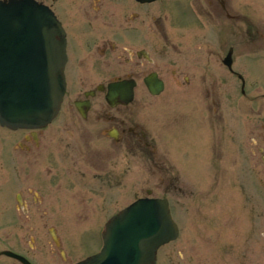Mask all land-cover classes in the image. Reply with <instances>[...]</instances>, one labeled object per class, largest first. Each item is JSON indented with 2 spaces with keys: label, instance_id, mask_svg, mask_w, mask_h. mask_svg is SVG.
<instances>
[{
  "label": "flooded vegetation",
  "instance_id": "flooded-vegetation-1",
  "mask_svg": "<svg viewBox=\"0 0 264 264\" xmlns=\"http://www.w3.org/2000/svg\"><path fill=\"white\" fill-rule=\"evenodd\" d=\"M34 1L45 5L61 25L65 93L57 116L43 127L10 129L0 124V206H8L12 199L20 221L46 223L54 218L46 207L54 205L55 191L66 190L61 204L70 210L68 220L106 222L119 210L105 218L92 210L117 203L120 187L130 191L127 196L132 201L137 198L133 192L136 164L160 174L158 185L165 187L166 195L193 185L195 202L199 176H208L207 186L219 188L233 177L242 191H255L253 221L248 225L242 219L246 216L234 214L217 218L222 222L214 221V227L216 234L224 235V252L229 256L234 247L243 259L247 251L255 256L253 262L226 264H264V61L252 64L259 71L260 120L226 122L218 97L227 95L231 78L241 83L242 91L246 64L238 66L237 51L244 56L242 61L248 53L264 57L260 13L252 8L248 16L246 0ZM232 24L240 35L238 48L230 44ZM153 79L162 83L161 93L172 81L178 95L200 94L208 101L206 119L194 104L189 110L193 122H174L182 116L187 121L188 110L183 109L164 122L157 135L163 141L159 151L146 124ZM110 93H131V99L111 105L106 99ZM202 122L207 130L201 142L198 125ZM187 136L192 151H188L190 183L183 179L176 155L189 146ZM177 217L173 214L177 223L187 218ZM36 233L28 231L23 238L34 239ZM103 233L102 228L93 231L92 251L77 260L64 246L61 233L51 232L50 227L44 246L10 240L1 250L20 254L30 264H73L98 252ZM2 234L8 239L6 235L15 233ZM161 248L156 264L165 259ZM0 256L8 260L4 264H23L15 257Z\"/></svg>",
  "mask_w": 264,
  "mask_h": 264
},
{
  "label": "rangeland",
  "instance_id": "rangeland-1",
  "mask_svg": "<svg viewBox=\"0 0 264 264\" xmlns=\"http://www.w3.org/2000/svg\"><path fill=\"white\" fill-rule=\"evenodd\" d=\"M238 1L239 0H236L237 3ZM246 2L248 16H250V10L255 8V10L260 13L261 18L264 21V0H246ZM236 27V24H232L231 33L233 34L230 36V44L235 47H237L240 37L237 33ZM262 57L263 56L261 54L254 55V53H248V55H246V61H242L244 56H239V52H236V61L238 66L243 68V64H246V67L242 70V74L245 78V93H241V83L231 78L229 80V86L231 89L227 95L218 96L220 101L219 110L220 112H224L226 122H257L260 120V117L258 116V109L261 99L260 95L257 93L256 81V78L259 76V71L257 69L255 70L252 64L264 61V57ZM255 60L257 61L253 62ZM174 86L175 84L171 81L165 92L159 94L158 96H151L148 100L149 116L148 119H146V124L148 128L150 127L149 130L151 134L155 135L156 149L158 151L161 150L163 145V141H161L157 136L158 131L160 127L164 125V122H170V117L173 116L174 113L180 114L182 109L188 110L187 121L183 120L184 118L182 116L177 117L174 122H193L192 119L189 118V110L194 104H196L199 107L198 110L202 114V117L204 119L208 117V113L205 108L208 101H205V96L200 94L178 95L176 91L172 89ZM262 118L264 119V111ZM198 129L200 133L199 138L202 142L206 137V123H199ZM201 130L204 131L200 132ZM183 136L185 135H182V140L185 141ZM187 139L189 146L187 144L186 146L184 145V148H180L176 155L179 157L178 159L181 160L180 165L183 170L182 177L190 183L192 177L188 172H191V168L188 167L192 166V151L190 148L191 138L187 136ZM188 151L191 153H188ZM206 166L207 165L204 167ZM133 172L134 197L145 195V191L150 189L153 196L160 198L165 197L168 199L174 216H178L177 218H185L180 216L186 215L187 217L178 222V226L180 228V235L178 238L161 248L160 253H164L165 259L160 260L159 263L226 264L229 262L254 261V251H247L245 259L242 258V255L239 256L237 254V247H234L231 256L225 253L223 247L225 237L223 234H216V228L214 227V221H220L217 218H227L229 215L234 214L240 215L241 217L246 216V218L242 217V219L249 225V220L252 219L253 221L254 218L255 191L253 189H246L242 191L240 187L235 184L233 177H230L227 185L224 184L225 188H219L216 184L213 187L207 186L209 182L205 181L208 176H199V182L194 187L195 191L198 193V199L195 202V200L191 197L193 185H191V187L190 184H187V187L182 190L183 192L174 190V193L171 192L166 195L164 190L165 187L158 185L160 174L154 172V169H151L150 172H148L147 170L145 171V169H139V166L136 164ZM129 192L130 191H128L126 187H120L117 190V203H108L103 209L100 210V208H96V210L92 211L103 215V218L115 213L125 207V204L131 200V196H127V193ZM65 193L66 190L55 191L54 205L46 207L51 208L54 218L52 221L46 223L25 222L23 220L20 221L17 218V213L14 209V202L12 199H8V206H0V250L7 246V243L10 240L12 242L25 241V245L27 246L34 245V241H36V245L38 247L44 246L42 241L47 238L45 232L49 227H54L61 233V236L65 241L64 246L68 249L70 248L69 253L74 260L82 258L84 255L92 251L91 249L93 246L90 238L93 236V231L96 232L100 228H103L105 223L103 222L104 219L99 218L100 220L96 223L68 220L66 218V214H70V210L68 208H65L64 210V207L67 206V204L64 206L61 204ZM192 215H196V217L192 219ZM21 231L23 232L22 236L16 234V232ZM28 231H36V238H23L25 235L24 233H27ZM3 232H11L15 234L6 235L8 237V239H6L5 237L2 238V236H4L2 234ZM235 239L238 238L234 237V241ZM262 252L264 257V244ZM230 257L233 259L231 260ZM6 262H8V260L0 256V264H4Z\"/></svg>",
  "mask_w": 264,
  "mask_h": 264
},
{
  "label": "water",
  "instance_id": "water-1",
  "mask_svg": "<svg viewBox=\"0 0 264 264\" xmlns=\"http://www.w3.org/2000/svg\"><path fill=\"white\" fill-rule=\"evenodd\" d=\"M65 59L63 33L52 14L33 0H0V123H49L64 93ZM149 87L152 94L162 90L160 81ZM129 97L115 93L108 100ZM106 232L102 251L76 264H154L157 249L175 239L178 228L165 199L141 198L114 216Z\"/></svg>",
  "mask_w": 264,
  "mask_h": 264
}]
</instances>
